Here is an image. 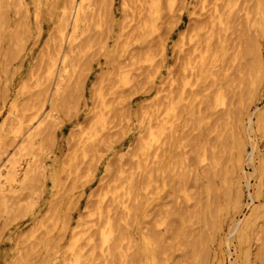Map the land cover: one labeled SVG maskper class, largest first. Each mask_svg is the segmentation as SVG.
Segmentation results:
<instances>
[{
	"label": "rangeland",
	"instance_id": "rangeland-1",
	"mask_svg": "<svg viewBox=\"0 0 264 264\" xmlns=\"http://www.w3.org/2000/svg\"><path fill=\"white\" fill-rule=\"evenodd\" d=\"M5 1L7 2L8 5H6ZM35 1L23 0L25 4L23 9L17 7L16 0L15 1L12 0V2L11 0H2L3 4L0 1L3 6L0 7V9L2 8V11L0 10V14L2 12V15L0 16V68H2V70L0 69L1 72L0 102L5 99L3 104L0 103L1 105L0 106V122H1L0 139L2 138L0 140V145L1 142L2 143L8 142L7 140H9V138L10 139H12V137L13 139L15 138L14 142L12 141L13 143H11V145L7 146L3 144L5 147L7 146L6 148L3 145L0 146L2 147L3 151H7L5 152L6 154L0 151L2 153V156L0 157V164H3L6 161L5 159L8 158L9 154H11L13 150H16L14 148V146L18 144L16 141L19 140L21 134L25 132V130L29 126L31 127V124L33 122H31L30 119L32 117L31 115H33L34 112L32 106L37 104L36 100L41 101V98L44 97V94L45 97H47V95L54 86L53 83L55 79L54 77H51L50 81L47 80L48 83L46 80L44 81L46 75L45 63H46L47 48L48 46L49 47L51 46V42L48 37L49 35H52V33H54L53 25L56 22L55 18L57 19V16L61 10L60 7L65 2V0H55V1L53 0L54 5L52 1L49 2L50 0H38L37 1L39 4V5L37 4L38 6L37 5L35 6L34 4ZM90 1L92 6L89 4ZM92 1L93 0H86L85 12L87 13V15L86 13H84L82 17V21L79 24L80 29L78 28L77 34L82 31L81 27L84 28V26L86 27L85 29H83L85 32L82 31L83 34L80 35L81 38L79 34L76 35L77 40L72 41V44L69 49L66 47V44L64 45V49L67 48V51L68 50L70 51V52L68 51L69 55L67 56L68 58L67 64L70 67H67V71L63 74L64 79L62 81L63 84L61 88L63 91H61V96L59 95L58 96L59 98L57 97L60 105H57L58 101L55 102V107H56L55 110L57 111L54 110V116L56 119L53 117V120L51 118L50 120L45 121L39 127V129L37 127L36 128L33 127L36 125L34 123V125L31 127L30 130L32 131L36 130L34 132V135L35 134L36 135L33 136V139L36 142V145L37 144L39 145L38 147L32 145L33 149L31 148L32 146L28 148L30 149V151L33 150L32 152H27L28 150L27 149L24 152H22L19 157L18 161L21 167L23 166L22 170L25 168L24 165L26 166V168L27 166L28 168L32 167L30 168L31 169L30 172L29 170L27 172L29 176L27 177L26 175V177H24L23 175H20V173H22L23 171L19 172V175L17 176L18 177L17 180H19L20 182L17 180L11 181L8 184V186L9 185L11 186L8 187L6 185L5 186L6 189L4 187V191L6 192L3 191L4 192V194H2L3 197H1L0 195V200L2 202V203L0 202V264H63L66 262H67L66 264H69V258L67 256L69 254L67 250L68 240H66L67 237L69 238V232H65V233L62 232L60 225L62 224V221H65V219H67L65 217L69 216L68 218L69 220L67 219L68 223L70 224V226H73L75 224L74 222L76 218L78 217V214L83 213L84 206L87 203V199H89L88 198L89 192L91 191V189H95L99 185L98 178L99 177L101 178V176L104 174L105 163H107V161L109 160L116 163L117 161L115 160L116 159L115 156H118V154L121 155L124 154L120 163L122 162L123 167L127 165L126 167L128 169L125 167L126 171H130V169L132 170V168L136 166V161L139 159L143 164L144 169L149 171L147 172L146 175L148 176V174H152L151 173L152 171H150L151 169L148 168V166L147 167L145 166L150 164L149 167H151L152 165L151 156H152L154 143H152L153 141L149 140V136H147L148 134L147 127L149 123L150 124L153 123V115H152L153 109L151 108L154 105L155 102L154 99L156 100L157 96H161L165 94V91L168 86V82L170 81L169 80L170 76L175 77L181 70L180 58L182 56V53L179 52V46H178L180 45L179 36L184 32V30L188 26H190L193 23L194 18L199 17L200 13H202L200 17L201 18L204 17L205 13L208 12L206 10L208 8H211L214 3L217 4L216 8L217 11L221 13V20H222V23L217 22L215 24L216 26H214L215 28L214 39L215 41L222 42V45L224 46L223 47L224 56L222 59V65L220 63L221 60H217L218 62L216 61L211 66H209L210 64L208 65L209 69L211 70V72L209 71L210 74L205 78H203L198 83V85L194 87L193 93L192 91L191 92L189 91L190 93L188 94V90H186L185 92L186 94L184 93L186 99L191 100L192 105L190 108L191 112L189 114V117L187 116L188 117L187 121L183 122V124L186 123V127H184L183 125L181 127L182 129H180L181 134L179 133L180 134L179 143L177 144L178 146L176 148L177 152L179 151L181 158L185 159L182 160V163L177 166L178 168L176 167L177 170L180 171V173H182L183 175L179 174L178 171H177L178 173L175 170L171 171L173 182L171 179L166 191L164 192L162 191L158 195L156 190L153 189L154 192H152L151 190H150L151 192L149 191L150 195L148 193L147 197L144 196L143 198L141 197V202H145L146 199L149 200V203L145 206V210H146L145 216L141 214V210H140L141 206L138 205L137 203L138 202L137 199L139 198V196L135 194L134 198L136 197L135 200H137V202H134L135 205L133 206L139 207L136 210L137 213L136 214L134 213L133 215L131 214L132 216L130 215L129 218H131L132 220L130 219L129 220L132 222L128 221L127 217H126L127 219H125V215L123 217L126 221L131 223L129 230L131 231L130 236L131 238H133L132 240L134 241V243L140 244L141 243L140 233L143 230L144 231L147 230L145 233L149 234L148 229H150V234L154 233L155 231L157 232L158 229H159L158 233L159 232L161 233L160 234L161 236H159L155 232V234L159 236L158 237L159 239L156 238V242L155 241L152 242L153 246L155 247L159 246L158 244L164 240L166 243L168 241L169 243H172L169 244L170 246L168 245V243L164 244L165 242L160 243L162 247L165 245L162 248V249L165 248L164 249L165 251L164 254L162 253V255H160L162 257V259L160 258L161 261L158 262L156 261L158 264H173V263L174 264H196V263L197 264H238V263L264 264V259L262 256H259L261 253H259L257 249L259 244L262 242V240H258L257 237L264 239L262 238L264 237L263 236L264 217L261 216L255 221L251 229H249L248 231L249 239L247 238V240L245 241L239 242L237 238L229 234V230L231 228L230 226H232L233 220L235 219L238 220L248 215L250 208H248L246 205H248L249 207H253L260 203L264 204V200L262 197H258L259 199L258 198L255 199L254 203H250V199L247 196V192L249 191L251 193H255L257 189L258 179L260 177V174L258 172H255V174H253L254 173L253 164L258 165L259 161L264 159V119L260 120L261 123H259V121L256 120V116L252 115L251 126L249 127V129L247 128V130L245 128L248 126V114L253 112L256 106L264 105V85H263L264 84V31L260 30L261 28L259 27L257 22L259 20L258 16H260V10L264 5V0H260V2L259 0H207L205 2L206 7L204 9L199 8L198 0L197 1L196 0H159L157 5L155 3H150V1L143 4L142 0L140 1L123 0L125 4L123 3L122 0H109V1L103 0L104 2L107 1L105 3H103L102 0H101L102 2H100L99 0H95L96 2L95 1L92 2ZM257 1L258 3H256ZM102 3L104 9L102 8L101 5ZM12 5L13 7H17L19 10H17L16 8L13 9ZM150 5L152 6V8H154L153 10H156V15H155L156 21L152 20L153 18H151L153 14H150L149 11H144L145 9L148 10ZM52 6L54 9L50 8ZM134 6L136 7L134 8ZM32 7L39 10L36 18H35V11ZM46 7L48 9L50 8L52 11L51 10L49 11ZM91 7H93V9ZM25 8H27V10ZM57 8L59 10H57ZM192 8L195 9V11ZM191 9L193 10V12ZM245 9L249 11L248 12L249 14H247L248 16H245L246 15ZM25 11H27V13ZM50 12H52L51 16H50ZM100 13L102 14L100 15ZM109 13L111 14L109 15ZM123 13L125 15H123ZM88 14H90V16ZM142 14H144L145 16ZM26 15L27 17H25ZM85 16L86 19H84ZM88 16L90 18H88ZM133 16H135L134 19ZM87 18L89 19V22L85 23V20L88 21ZM138 19H140V21ZM152 22L155 23V26L157 28V29L155 28L153 32H151L152 30L149 28ZM121 23H122V27L120 28ZM158 39H161L165 46V55L163 61H161L162 57L159 54L155 55V52L151 51L152 48L153 50L154 48H156V46L154 45L157 44L155 42H157ZM16 40L17 42L19 41L18 42L19 45L18 43L16 44ZM21 40L23 42L22 49L20 45L22 44L20 43ZM78 42H80L81 44H79ZM83 43L85 45H83ZM76 45H78V47ZM79 45H81L82 47L83 46L86 47L83 48L84 49L83 50ZM17 46L19 47V49L16 50L18 54L15 58H13L12 56L14 55H11L12 53L11 50L12 47L13 49L18 48ZM73 46L74 48L75 47L77 48L74 49ZM148 46H150V50L148 49L149 48ZM5 48L7 50H5ZM79 48L82 50H80ZM49 49L50 48H48V50ZM16 52L14 51V54H16ZM73 52L75 54H73ZM6 55L8 59H5ZM72 58H73V63L75 61L76 65L71 62ZM107 61L109 62V64L106 66V63H108ZM116 62L120 63V65ZM6 63L7 65H5ZM122 63L124 65L126 63H129V65L127 64L128 66L126 65L124 67H121L123 65ZM159 63L161 64L159 68V73H157L155 78H153L152 80L153 75L150 72L152 71L151 68L156 64L160 65ZM209 63L211 62L209 61ZM260 63H262V66H260ZM111 65L113 66L112 68ZM117 66L119 69L117 68ZM223 66L225 69H227L226 67H228V69L225 70ZM12 67H14L13 70ZM16 67L17 69H15ZM110 69H112L111 72ZM3 71H5L6 73ZM12 71L13 74L11 75L12 77H10ZM258 71L259 72L261 71L260 72L261 80L259 85L255 86L251 82L252 81L251 79H253L255 72ZM4 73L5 75H3ZM168 73L170 76H168ZM122 74H125V78L123 79H121ZM148 74L151 75L152 77L149 76ZM4 77H6L7 80ZM42 77L44 79L41 80ZM1 78H4L6 81ZM162 79H164L166 83L162 82L163 83L162 84L161 83V81H163ZM27 81L28 84H26ZM40 82H42V84ZM3 83L5 84V86H3L4 85ZM22 84L25 85V87L24 89L22 88V90H20V88L23 87L20 86ZM69 84L71 86H69ZM67 85L70 87V88L68 87L69 89L65 88L67 87ZM39 87L42 90L45 89L43 93L46 90L47 93L46 92L44 94L42 93V96L40 95V93L38 94L37 92L40 89ZM161 87L164 88V90L159 93V89ZM4 88L5 91H3ZM17 89H19L20 91H18ZM14 90L17 93H15ZM32 91L34 92V94L37 93L39 95V98L38 96L33 97V95H31L29 99L33 101L31 100L29 101L28 97L30 94L33 93ZM99 91L100 93H104L102 94V98L104 102L102 105H100V99H98L99 94L97 92ZM3 92L4 93L7 92L5 93V96ZM63 92L64 94H62ZM14 94L17 95H15L13 99H11L12 95ZM205 95L207 97H205ZM14 99L15 101H13ZM29 104L31 105L29 106ZM92 104L93 106L96 104H98L99 106L95 109L94 108L95 106L92 107ZM57 106H59V108ZM13 107L15 108V110L13 109ZM43 107H45V110H48L49 109L48 102H45ZM99 108L104 113V117H106L105 119L107 120L106 121L107 123L106 122L104 123L105 127L103 128L100 126V124H96V125L92 124L95 121L94 118L95 116H93V112L95 110H100ZM16 109L19 111L17 114L20 115V117L18 118H16L17 114H15L17 112ZM13 114H15V116ZM148 114L149 115L151 114L152 117L149 116ZM108 115L110 116V118ZM26 117L30 119L28 120ZM145 117L149 120V122ZM9 119L12 120L10 121ZM26 119L27 121L30 122H26L25 121ZM49 123L50 125H48ZM46 124L48 125V127ZM24 125L26 128L24 127ZM21 126L22 128L24 127L25 129L20 128ZM44 127L46 129H44ZM49 128L51 129L49 130ZM16 129H18V132L22 130L20 131L21 132L19 134L20 136L16 135V133L18 132H14L16 131ZM12 132H14L13 135ZM38 132H42V133L38 134ZM2 133L4 134V136L1 135ZM70 133L71 135L69 136ZM73 133L75 135H73ZM89 133L93 135L94 142L98 140V142L96 141L97 143H95V146L97 144L98 147L96 146V148L97 149L99 148V150L90 151L89 149H87L89 150V152L85 151V153H83L84 149L82 147H85L86 145L85 139L90 135ZM16 136L18 137L16 138ZM141 136L143 138L146 136L147 139L145 138L144 140L143 138H141ZM102 139L105 141H99ZM146 140H148V142ZM139 141L140 144H142L143 142L146 143V145L148 144L146 147V154L141 155L140 151L138 153L139 150L138 147L140 146ZM150 144L153 146H151ZM201 145L206 146L207 153H210L212 149H215L217 151L216 155L220 157L219 161L220 159L223 160L221 165L219 164L218 166L217 165L215 166V170H214L215 175L212 173L211 170L210 175H208V177H205L206 176L205 169L207 167L206 166L207 164L206 165L204 164L206 162L209 163L207 161L209 160V155L207 160L204 161L200 160L199 157L201 154V150H200ZM251 145H253L254 147L253 163L249 164L247 162H244L242 164L241 171L233 167V162H231V160L229 159L231 158L230 156L233 155L237 150L234 148L240 147L243 148L244 151L249 152L251 151ZM115 151L117 153H115ZM33 152L36 153L37 157ZM91 153L93 155L98 154L101 156V158L95 160L92 158L93 156L91 155ZM31 154H33L32 157ZM28 159L30 160V163ZM33 159L34 161L36 160L39 161V163L35 162V165H33L32 164L34 162ZM25 160L28 163L27 165L25 163ZM147 160H148V164H146ZM225 160L227 162H225ZM92 161H95L93 165H91ZM126 162L128 164L130 162L131 165L126 164ZM230 164L231 166H228ZM36 165L39 168L37 171L36 169H34V166L36 168ZM39 165L41 166L39 167ZM1 166L2 165H0V167ZM179 166L181 167L179 168ZM114 168H115L114 165L110 168V171L112 170L111 172L113 174L115 171ZM216 168H219V170L218 169L216 170ZM220 168H224V169L221 171ZM133 170L136 172V175H138L139 169L135 167ZM230 170L232 171L231 172L232 174L230 173ZM219 172L221 173L222 177L221 175L220 176L218 175L220 174ZM37 173L38 175L40 174L39 177ZM242 173L248 175L253 174L248 178L250 187L248 188L245 187L244 179L240 178L239 181H241L242 194H243L241 198L242 199L241 207H240L241 209H234L232 207L230 208L228 207V205L223 203V199L221 196L222 189L225 187L227 183L237 180ZM178 174L181 175L182 177V179L179 181L181 182L182 190L175 191V193L178 192L179 194L176 193V195H174L173 191L175 189L173 188H175V186L177 188ZM235 174L237 175L235 176ZM262 175L264 177V170ZM203 176L205 178H203ZM111 177L112 175H110V177L109 176L106 177L105 179L108 180V178ZM136 177L138 178V176ZM234 177L235 178L237 177V179H234ZM21 178H23V180L26 178V181H23ZM211 178L213 180H211ZM205 179L208 180L207 181L209 182L208 184L205 182L206 181ZM182 182L184 183L182 184ZM60 183L63 184L61 185ZM172 183H174L175 185ZM205 183L207 185L210 184L213 187V189H214V185L215 188H217V194L220 196V199L218 200L219 202L217 201L218 203H215V205L214 204L211 205L210 203L211 198L210 200L208 199L210 196L212 197L213 194L208 195L206 193ZM70 184L73 185L71 186V188H70ZM10 187L11 188L13 187L12 190ZM199 187L203 188L202 194L200 192L201 189ZM9 188L11 192L9 191L10 193L9 192L7 193ZM62 190H64L65 193H63L64 191ZM169 192L170 194L168 195ZM198 193L199 195L201 194L200 195L201 197L198 195ZM171 194L176 197L174 199L175 203H177L178 200L177 204H174L172 201H170V199L173 200L172 197H174ZM162 195L163 196L168 195V198L167 197L164 198L162 197ZM52 196L54 200L56 197H58V199H56L55 201V204L53 202L54 200L52 199ZM4 198L6 199V202ZM93 198L94 197H91V199ZM155 199H156V203L159 204V206L156 207L153 206V205H157L155 202H153V200ZM74 200H76L77 202H75ZM159 201H161L160 202L161 204L158 203ZM49 202L50 203L52 202L54 207L51 208L52 204H49ZM73 202L76 203L74 204V207L73 205L70 206V204L71 203L73 204ZM163 203L164 205H162ZM222 204L224 206L226 205L227 208L226 206L225 208L222 207L223 206ZM181 205L182 207L185 208L182 209ZM149 207H154V209L152 208L149 209ZM159 207L163 208L164 210L163 209L161 210ZM48 208L49 209L51 208V210L49 211ZM155 208L156 209L159 208V212L158 210L155 211ZM233 209L237 211H234ZM160 210L163 212H161ZM224 210H226L227 212L225 211L224 213ZM151 211L153 212L155 211L156 213L154 212L153 214V212L151 213ZM232 211H234L233 212L234 214H231ZM157 213L158 214L160 213L159 216H161V214L163 215V213L164 215L161 218L157 215ZM167 213L168 215L169 214H173V215L168 216ZM178 213H179L178 215L179 217L177 216ZM66 214H68V216ZM155 214L158 217H156ZM140 216L141 217L143 216V218H141ZM168 217H170V219H168ZM171 217H173V222H176L175 226L173 222H172L173 225L168 223L169 221L171 223V219H172ZM175 218L176 220H174ZM183 218H185L186 220L184 219L185 220L184 221ZM138 219L139 220L143 219V223L141 221L143 225L147 224V222L150 220L149 223L152 224L150 227L155 229H153L152 231V229L149 228V224H148V229H147V225H144V227H142L141 223H140L141 228L139 229L140 225L138 224L140 221ZM157 219H158L157 221L158 223L156 222ZM51 220L53 221L52 222L53 224L50 223ZM151 221H153L155 224L152 223ZM213 221H215V225ZM122 222L123 221H121V223ZM165 223L168 224L166 225ZM161 225L163 226L164 229L168 228L169 230L165 229L166 230L165 231ZM185 225L186 227L184 228L183 226ZM259 225H261L263 228H260L261 226ZM167 226H169L170 228ZM181 227H183V229H185L186 231L188 230L189 232L186 231L182 232L181 230L183 229H181ZM172 228H174L173 231L176 230V232L174 233L177 236L173 234ZM258 228L261 229L260 231L262 232H259ZM169 231L171 235L166 234V236L168 237L163 238V236H165L163 233H169ZM200 231H202V233L206 235H201L202 233ZM180 232L182 233L180 234ZM252 232L253 233L257 232L256 234L257 237L255 236V234L253 235ZM61 233H63V235ZM199 233L201 235L200 240H199V236H200ZM194 237H196V239L198 240V241L195 240L196 243L198 244V245L196 244V246H193V244L195 243ZM52 238L54 243H56V241L59 239V241H57L58 243L54 245L53 241H51ZM54 238L57 240H54ZM96 240L98 241L97 237H95V242L98 243ZM124 240L121 241V245L123 244L125 248L122 249L124 246H120L122 250L120 248L119 250L121 251L116 250L113 259H111L109 256H106L105 255L106 253L100 254L98 248H96L95 251L93 252L95 258L93 257V254L87 255L88 253L86 252L89 250H87L85 246L83 252L85 250L84 253L86 256L90 257L89 258L90 260L88 259V257L86 258L85 256H83L80 259L81 260L80 262H83V260L84 262L81 264H93V263L106 264L105 262H107V264L108 263L137 264L136 262L138 261H139L138 264H145L144 260L135 258L132 255V250H133L132 247L129 250L126 248L128 245L130 244L132 245L133 243H129L128 241L127 243L126 242L127 239ZM188 240L193 242L192 243L189 242L190 243L189 244ZM202 240H204L205 242ZM81 242L83 243L84 241ZM42 243H44V245ZM247 244H249L248 247ZM54 246H56V248H54ZM192 246L196 247V249H194ZM199 246L203 247L201 250L203 251V254L200 251H198L200 250ZM64 247L66 248V250ZM87 247H89V245H87ZM64 250L65 253H62V251L64 252ZM189 252L192 254H189ZM198 252H200L201 254ZM123 253H125L126 255ZM254 253L257 254L256 255L257 257L254 256L255 255ZM62 254L66 255V256L64 255L65 258H61L64 257ZM262 254H264V252H262ZM186 255L190 257L188 258L186 257ZM244 255L247 256V258ZM92 258L95 260L92 261ZM102 258H104V260ZM107 258L108 260L109 258L111 260L107 261L106 260ZM259 258L260 259L262 258L261 259L262 261L258 260ZM167 259L170 260L168 261ZM177 261L178 263H175ZM157 263H153V264H157Z\"/></svg>",
	"mask_w": 264,
	"mask_h": 264
},
{
	"label": "bare ground",
	"instance_id": "bare-ground-1",
	"mask_svg": "<svg viewBox=\"0 0 264 264\" xmlns=\"http://www.w3.org/2000/svg\"><path fill=\"white\" fill-rule=\"evenodd\" d=\"M1 2H2V0H0ZM13 1H15V0H13ZM35 1V0H34ZM38 1V0H37ZM37 1H35L34 2V4H35V6L38 4V2ZM53 2V5H54V1L53 0H50L49 2ZM93 1H95V0H93ZM92 1V2H93ZM100 2H102L101 0H99ZM109 1V0H108ZM123 1V0H122ZM138 1H140V0H138ZM148 1H150V3H155L156 5H157V3L159 2V0H142V3L144 4V3H147ZM197 1V0H196ZM207 0H198V4H199V8L200 9H204L205 7H206V4H205V2H206ZM1 2H0V4H1ZM6 2V1H5ZM4 2V3H5ZM10 2V1H9ZM11 2H12V0H11ZM48 2V1H47ZM63 2V1H62ZM61 2V3H62ZM96 2V1H95ZM105 2H107V1H105ZM104 1H103V3H105ZM259 2H260V0H259ZM60 3V4H61ZM103 3L101 4L102 5V8L104 9V6H103ZM109 3V2H108ZM122 3V2H121ZM123 3L125 4V2L123 1ZM122 3V4H123ZM197 3V2H196ZM256 3H258V1L256 2ZM2 4H3V2H2ZM2 4H1V6L0 7H3L2 6ZM12 4V3H11ZM16 4H17V7L18 8H24V2H23V0H16ZM31 4H32V2H31ZM33 4V5H34ZM42 4H43V1H42ZM48 4V3H47ZM89 4L91 5V1L89 2ZM195 4V3H194ZM220 4H222V3H220ZM6 5H8L7 4V2H6ZM9 5H10V3H9ZM13 5H14V3H13ZM13 5H12V7H13ZM39 5V4H38ZM37 5V6H38ZM45 5V4H44ZM49 5H50V3H49ZM85 5H86V0H65V2L61 5V10H60V12H59V14H58V16H57V19L55 18V20H56V22H55V24L53 25L54 26V33H52V35H49V40H50V42H51V46L49 47L48 46V48H50L49 50H48V48H47V54H46V63H45V67H46V75H45V79L42 77L41 78V80L42 79H44V81L46 80H48V81H50L51 79V77H54L55 79H54V86H53V88H52V90L49 92V94L47 95V97H45V92L47 91H45L44 93H43V91L45 90H42L40 87V89L38 90V94L40 93V95L42 96V93L44 94V97H42L41 98V101L39 100V101H37L36 100V103L37 104H33L34 106H32V108H33V115H31L32 117H31V122H33L32 124H31V127L34 125V123L36 124L35 126H33L34 128H38L39 129V127L45 122V121H47V120H50L51 118H52V120H53V117L55 118V116H54V110H55V102L56 101H58V99H57V97L60 95L61 96V91H63L61 88H62V81H63V74L67 71V67H70L67 63V56L69 55L68 54V51H67V48L69 49L70 48V46H71V44H72V41L73 40H77L76 38V35H78L79 34V36L80 35H82L83 33H82V31L83 32H85L83 29H85L86 27L84 26V28H82L81 27V29H82V31L81 32H79L78 34H77V32H78V28L80 27L79 26V24H80V22L82 21V17H83V15H84V13H86L85 12ZM149 5V4H148ZM192 5V4H191ZM196 5V4H195ZM216 5L217 4H213V6L211 7V8H208L206 11H208L207 13H205V15H204V17H200L201 15H202V13H200L199 14V17H197V18H194L193 19V23L190 25V26H188L185 30H184V32L179 36V41H180V45H178L179 46V52L180 53H182V56H181V58H180V65H181V70H180V72L175 76V77H173V76H170L169 75V73H168V76H170V78H169V82H168V86H167V89H166V91H165V94L164 95H161V96H157L156 97V100L154 99V105H153V107L151 108V109H153V113H152V115H153V123L152 124H150L149 123V125H148V127H147V129H148V134H147V136H149V140H152L153 142L152 143H154V146L153 145H151V146H153V150H152V160H151V167H149V165H146L145 167H147L148 166V168H150L151 170L150 171H152L151 173L152 174H148V176L146 175L147 174V172H149V171H147L146 169H144V167H143V164L141 163V161L138 159L137 161H136V166H134V168L136 167L137 169H139V173H138V175H136V172L133 170L134 168H132V170L130 169V171H126V169H125V167L127 166H125V167H123V164H122V162L120 163V161H121V159L123 158V155H121V154H118V156H115L116 157V161L118 162H116V163H114V162H112L111 160H109V161H107V163H105V168H104V174L101 176V178L99 177L98 179H99V185L95 188V189H91V191L89 192V194H88V198L89 199H87V203H86V205L84 206V211H83V213H80V214H78V217L76 218V220H75V224L73 225V226H70V224L68 223V218H69V216H68V214H66L68 217H65V218H67V219H65V221H62V224L60 225L61 226V229H62V232H69V238L67 237V239L66 240H68V243H67V250H68V252H69V254H68V252H67V256H68V258H69V264H81V263H83L84 262V260H83V262H80L81 260V258L83 257V256H85L86 258L88 257V259L90 258L89 256H86L85 255V250H84V252H83V249H84V247L86 246V248H87V250H89V251H87L86 253H88L87 255H90V254H93V252L95 251V249L96 248H98L99 249V251H100V254H103V253H106L105 255L106 256H109L111 259H113L114 258V255H115V253H116V250H119V248H120V246H124L123 244L121 245V241L122 240H124V239H127L126 240V242L128 241L129 243H133L132 245L130 244V245H128L126 248L129 250V249H131V247H132V255L135 257V258H138V259H142V260H144L145 261V264H153V263H157L158 261H161V259H162V257L160 256V255H162V253L164 254V249H162L163 247H162V245L160 244V243H164L165 242V240L164 241H162V242H160L158 245L159 246H153L152 245V242H156V238L157 239H159L158 237L159 236H161L160 234V232L158 233V231H159V229L157 230V235H159V236H157L156 234H155V232L154 233H152V234H150V229H148V224H149V228H151L152 229V231H153V229H155V228H152V227H150L152 224L151 223H149V221L147 222V224H144V225H147V229L149 230V234L148 233H145L146 231H142L141 233H140V238H141V243L140 244H137V243H134V241L132 240L133 238H131V236H130V234H131V231L129 230V227H130V225H131V223H129L128 221H130V220H132L131 218H129L130 217V215L132 214H136L137 213V209L139 208V207H137V206H133V205H135V203L134 202H137V200H138V205H140L141 206V208H140V210H141V214L143 215V216H145L146 215V210H145V206L149 203V200L148 199H146L145 200V202H141V197L143 198V196L144 197H147V194L149 193V191L151 190L152 192H154V190H156V192H157V194L159 195V193L160 192H164V191H166V189L168 188V185H169V182L171 181V179H172V176H171V171H173V170H175L176 172L178 171L177 170V166L178 165H180L181 163H182V160H185V159H182L181 158V156H180V153H179V151L177 152V150H176V148H177V144L179 143V135L181 134L180 133V129H182L181 127L184 125V127H186V123L185 124H183V122L184 121H187V118L189 117V114H190V108H191V105H192V103H191V100H189V99H186V97L184 96V93L186 92V90H188V94L192 91V93H193V89H194V87L196 86V85H198V83L203 79V78H205L206 76H208L210 73H209V71L211 72V70L209 69V67H208V65L209 66H211L213 63H215L217 60H221V65H222V59H223V56H224V49H223V45H222V42H220V41H215V39H214V36H215V33H214V26H216L215 24L217 23V22H221L222 23V20H221V13L220 12H218L217 11V8H216ZM32 6V5H31ZM59 6V5H58ZM92 6V5H91ZM94 6V5H93ZM257 6H258V4H257ZM7 7H9V6H7ZM11 7V8H12ZM17 7H13V9L14 8H16L17 10H19ZM43 7V6H42ZM47 7H49V6H47ZM46 7V8H47ZM88 7V6H87ZM109 7V6H108ZM136 6H134V8H135ZM160 7V6H159ZM223 7V6H222ZM33 8V7H32ZM44 8V7H43ZM51 9H54L53 8V6L52 7H50ZM48 9L49 11L51 10V9ZM59 8V7H58ZM57 8V10H59ZM92 9H93V7H91ZM100 8H101V6H100ZM142 8V7H141ZM144 8H146V7H144ZM193 8H195V7H193ZM192 8V9H193ZM245 8H247V7H245ZM261 8V7H260ZM10 9V8H9ZM26 10H27V8H25ZM34 9V11H35V18L37 17V15H38V11L39 10H37V9H35V8H33ZM103 9H101V10H103ZM133 9V8H132ZM154 8H152V6L150 5V7H149V9L148 10H144V11H149V13L150 14H153L152 16H151V18H153L152 20H155L156 19V10H153ZM191 9V10H192ZM254 9H256V8H254ZM1 11H2V8L0 9ZM91 10V9H90ZM98 10V9H97ZM110 10V9H109ZM108 10V11H109ZM140 10V9H139ZM194 11H195V9H193ZM193 10H192V12H193ZM259 10V9H258ZM13 11H16V10H13ZM30 11V10H29ZM44 11V10H43ZM46 11V10H45ZM52 11V10H51ZM56 11V10H55ZM54 11V12H55ZM11 12H12V9H11ZM26 13H27V11H25ZM89 12V11H88ZM91 12H93V11H91ZM101 12V11H100ZM103 12V11H102ZM191 12V11H190ZM249 11H247L246 9H245V16H248L247 14H249L248 13ZM18 13V12H17ZM98 13V12H97ZM145 13V12H144ZM259 13V12H258ZM20 14V13H19ZM51 14H52V12H50V16H51ZM55 14V13H54ZM91 14V13H90ZM90 14H88L89 16H90ZM102 13H100V15H101ZM111 13H109V15H110ZM195 14V13H194ZM2 15V12H1V14H0V16ZM43 15V14H42ZM86 15H87V13H86ZM92 15V14H91ZM123 15H125L124 13H123ZM139 15V14H138ZM142 15H144V14H142ZM88 16V18H90ZM145 16V15H144ZM148 16V15H147ZM25 17H27V15L25 16ZM105 17V16H104ZM134 17L135 16H133V19H134ZM259 17V20L257 21L258 22V25H259V27L261 28L260 30H263L264 31V5L262 6V9L260 10V16H258ZM34 18V19H35ZM87 18V20L88 21H86L85 20V23L86 22H89V19ZM93 18V17H92ZM149 18V17H148ZM84 19H86V16L84 17ZM112 19V18H111ZM120 19V18H119ZM25 20V19H24ZM139 21H140V19H138ZM53 21H54V19H53ZM156 21V20H155ZM24 22V21H23ZM22 22V23H23ZM104 22V21H103ZM122 22V21H121ZM154 22V21H153ZM151 23L150 24V29L152 30L151 32H153L154 30H155V28H156V26H155V23ZM40 23V22H39ZM40 25V24H39ZM82 25H83V23H82ZM87 25H88V23H87ZM91 25V24H90ZM121 26H120V28L122 27V23L120 24ZM18 26V25H17ZM36 26H37V24H36ZM100 26H101V24H100ZM131 27H133V26H131ZM258 27V28H259ZM35 28V27H34ZM80 29V28H79ZM103 29V28H102ZM157 29V28H156ZM80 31V30H79ZM121 32V31H120ZM18 33V32H17ZM35 33V32H34ZM81 33V34H80ZM106 33V32H105ZM15 34V33H14ZM20 34V33H19ZM96 34V33H95ZM110 34V33H109ZM122 34H125V33H122ZM37 35H38V32H37ZM91 35V34H90ZM102 35V34H101ZM121 35V34H120ZM219 35V34H218ZM19 36V35H18ZM119 36V35H118ZM123 36H125V35H123ZM162 36V35H161ZM14 37V36H13ZM27 37V36H26ZM117 37V36H116ZM80 38H81V36H80ZM97 38V37H96ZM119 38V37H118ZM17 39V38H16ZM120 39V38H119ZM87 40V39H86ZM95 40V39H94ZM154 40V39H153ZM88 41V40H87ZM96 41V40H95ZM116 41H117V38H116ZM19 42V41H18ZM17 42V40H16V44L18 43ZM155 42V41H154ZM14 43H15V41H14ZM20 43H22V44H20L21 45V49H22V46H23V42H22V40H21V42ZM47 43V42H46ZM76 43V42H75ZM79 44H81L80 42H78ZM84 43H85V41H84ZM83 43V45H85ZM155 43H157L156 45H154V46H156V48H154V50H153V48H152V46H151V48H152V50L151 51H153V52H155V55H157V54H159L161 57H162V59H161V61H163V59H164V55H165V46H164V43L162 42V40L161 39H158L157 40V42H155ZM66 44V49H64V45ZM77 44V43H76ZM100 44V43H99ZM179 44V43H178ZM18 45H19V43H18ZM115 45V44H114ZM16 46V45H15ZM14 46V47H15ZM46 46V45H45ZM77 47H78V45H76ZM79 46H81V45H79ZM103 46V45H102ZM153 46V47H154ZM185 46V47H184ZM18 47V46H17ZM77 47H75V48H77ZM86 47V46H85ZM84 46L82 47L81 46V48L83 49V48H85ZM149 48V50H150V46H148ZM73 48H74V46H73ZM74 48V49H75ZM88 48V47H87ZM105 48V47H104ZM103 48V49H104ZM19 49V47L18 48H16V49H13V47H12V50H11V55H14V56H12L13 58H15L16 56H17V54H18V52H16V50H18ZM43 49V48H42ZM80 49V48H79ZM78 49V50H79ZM82 49H80V50H82ZM103 49H102V51H103ZM5 50H7L6 48H5ZM9 50V49H8ZM16 52V54H14V51ZM84 50V49H83ZM95 50H97V49H95ZM94 50V51H95ZM21 51V50H20ZM77 51V50H76ZM101 51V52H102ZM114 51V50H113ZM147 51V50H146ZM70 52V51H69ZM79 52V51H78ZM42 53V52H41ZM43 53H44V51H43ZM87 53V52H86ZM5 54V53H4ZM73 54H75L74 52H73ZM100 54V53H99ZM102 54V53H101ZM152 54V53H151ZM150 54V55H151ZM110 55V54H109ZM75 56V55H74ZM132 56V55H131ZM159 56V57H160ZM11 57V56H10ZM88 57V56H87ZM91 57V56H90ZM5 59H8L7 58V55H6V57H5ZM71 59V58H70ZM85 59H87V58H85ZM74 60H75V58H74ZM124 60V59H123ZM155 61V60H154ZM159 61V60H158ZM209 61L211 62V63H209ZM5 62V61H4ZM36 62V61H35ZM71 62L73 63V58H72V60H71ZM108 62V61H107ZM122 62V61H121ZM218 62V61H217ZM111 63V62H110ZM116 63H118V62H116ZM73 64H75L76 65V63H75V61H74V63ZM109 64V62L108 63H106V66ZM119 65H120V63H118ZM123 64V63H122ZM129 65V63H126L125 65L123 64L121 67H124V66H126V65ZM160 64V63H159ZM5 65H7V63L5 64ZM41 65V64H40ZM68 65V66H67ZM75 65H72V66H75ZM118 65V66H119ZM127 65V66H128ZM18 66V65H17ZM118 66H117V68H118ZM152 66V65H151ZM160 66H161V64L160 65H154L151 69H152V71H150L151 72V74L153 75V77L151 76V75H149V76H151L152 77V80H153V78H155V76H156V74L157 73H159V68H160ZM260 66H262V63H260ZM113 66L111 65V68H112ZM13 68L14 67H12V70H13ZM77 68V67H76ZM127 68V67H126ZM222 68V67H221ZM223 68H224V66H223ZM222 68V69H223ZM227 69H228V67H226ZM260 68V67H259ZM1 70H2V68H0ZM15 69H17V67L15 68ZM19 69V68H18ZM87 69V68H86ZM115 69V68H114ZM119 69V68H118ZM121 69V68H120ZM150 69V70H151ZM225 69V68H224ZM227 69H225V70H227ZM4 70V69H3ZM69 70V69H68ZM82 70V69H81ZM257 70V69H256ZM85 71V70H84ZM83 71V72H84ZM88 71V70H87ZM106 71V70H105ZM105 71H104V73H105ZM112 71V69H110V72ZM220 71V70H219ZM3 72H5V71H3ZM2 72V73H3ZM17 72V71H16ZM29 72V71H28ZM77 72V71H76ZM75 72V73H76ZM101 72V71H100ZM107 72V71H106ZM120 72V71H119ZM129 72V71H128ZM261 72V71H260ZM259 71L258 72H255V74L254 73H252V74H254V76H253V79H251L250 81L255 85V86H257V85H259V83H260V80H261V73H260ZM1 73V72H0ZM6 73V72H5ZM5 73L3 74V75H5ZM35 73V72H34ZM113 73V72H112ZM13 74V71L11 72V74H10V77H12L11 75ZM27 74V73H26ZM224 74V73H223ZM227 74V73H226ZM225 74V75H226ZM7 75H9V74H7ZM73 75V74H72ZM222 75V74H221ZM245 75V74H244ZM262 75H263V73H262ZM1 76V75H0ZM66 76V75H65ZM79 76H80V74H79ZM79 76H78V78H79ZM119 76V75H118ZM7 77V76H6ZM6 77H4V78H6ZM27 77V76H26ZM223 77H224V75H223ZM4 78H1V79H4ZM39 78V77H38ZM47 78H49V79H47ZM77 78V77H76ZM123 78H125V74H122L121 75V79H123ZM250 78H252V77H250ZM249 78V79H250ZM25 79V78H24ZM28 79V78H27ZM102 79V78H101ZM110 79V78H109ZM128 79V78H127ZM5 80V79H4ZM3 80V81H4ZM6 80H7V78H6ZM5 80V81H6ZM10 80V79H9ZM117 80V79H116ZM163 81H161V83L163 82H165L164 81V79H162ZM4 81V82H5ZM26 81V80H25ZM25 81H23V82H25ZM39 81V80H38ZM48 81H47V83H48ZM122 82V81H121ZM263 82V81H262ZM2 83V82H1ZM6 83V82H5ZM41 84H42V82H40ZM160 83V84H161ZM162 83V84H163ZM166 83V82H165ZM4 84V83H3ZM12 84V83H11ZM25 84V83H24ZM26 84H28V81H27V83ZM71 84V83H70ZM69 84V86H71ZM159 84V85H160ZM263 84V83H262ZM30 85V84H29ZM33 85V84H32ZM45 85V84H44ZM53 85V84H52ZM166 85V84H165ZM264 85V84H263ZM263 85H262V87H263ZM3 86H5V84L3 85ZM2 86V87H3ZM13 86V85H12ZM20 86H23V87H17V88H20V90H22V88L24 89V87H25V85H20ZM38 86V85H37ZM68 85H67V87H65V88H67V89H69L70 87H69ZM255 86H253V87H255ZM1 87V88H2ZM10 87V86H9ZM69 87V88H68ZM48 88V87H47ZM79 88V87H78ZM158 88V87H157ZM164 88H165V86H164ZM164 88H160L159 89V93L161 92V91H163L164 90ZM208 88V87H207ZM251 88V87H250ZM257 88V87H256ZM260 88H261V86H260ZM8 89V88H7ZM11 89V88H10ZM66 89V90H67ZM77 89V88H76ZM18 91H20L19 89H17ZM37 90V89H36ZM42 90V91H41ZM65 90V91H66ZM100 90H102V89H100ZM202 90V89H201ZM3 91H5V88L3 89ZM11 91V90H10ZM9 91V92H10ZM40 91V92H39ZM64 91V92H65ZM77 91V90H76ZM96 91V90H95ZM190 91V92H189ZM14 92L15 93H17L15 90H14ZM33 92V91H32ZM36 92V91H35ZM64 92L62 93V94H64ZM79 92V91H78ZM102 92V91H101ZM203 92V91H202ZM5 93H7V92H5ZM5 93L3 92V94H4V96H5ZM11 93V92H10ZM37 93H35L34 94V92L32 93V94H30L29 95V97H28V99L30 98V96L31 95H33V97H35V96H38V98H39V95L37 94ZM47 93V92H46ZM77 93V92H76ZM80 93V92H79ZM78 93V94H79ZM93 93H95V92H93ZM98 94H99V98L98 99H100V105H102L104 102H103V98H102V94H104V93H100V91L99 92H97ZM157 93H158V90H157ZM197 93H198V91H197ZM1 94V93H0ZM81 94V93H80ZM186 94V93H185ZM15 95H17V94H14V95H12V98L11 99H13V97L15 96ZM206 95H208V94H206ZM205 95V97H207ZM3 96V95H2ZM20 97V96H19ZM26 97V96H25ZM63 97H64V95H63ZM4 98V97H3ZM2 98V99H3ZM59 98V97H58ZM119 98V97H118ZM154 98H155V96H154ZM201 98H203V97H201ZM10 99V100H11ZM17 99V98H16ZM27 99V100H28ZM209 99V98H208ZM9 100V99H8ZM31 99H29V101H30ZM95 100V99H94ZM5 101V99L3 100V101H1L0 103H2L3 104V102ZM12 101V100H11ZM10 101V102H11ZM13 101H15V99L13 100ZM31 101H33V100H31ZM62 101V100H61ZM65 101V100H64ZM118 101V100H117ZM184 101V102H183ZM208 101V100H207ZM9 102V103H10ZM45 102H48V105H49V109L48 110H45V107H43L44 106V103ZM98 102H99V100H98ZM120 102V101H119ZM15 103H17V102H15ZM24 103V102H23ZM26 103V102H25ZM29 103V102H28ZM93 103V102H92ZM64 104V103H63ZM99 104V103H98ZM98 104H96V105H94L93 106V104H92V107H94L95 109L99 106ZM205 104V103H204ZM6 105V104H5ZM15 105H17V104H15ZM31 104H29V106H30ZM57 105H60L59 104V101H58V104ZM105 105V104H104ZM1 106V105H0ZM13 106H14V104H13ZM26 106V105H25ZM209 106V105H208ZM207 106V107H208ZM4 107V106H3ZM58 108H59V106H57ZM73 107V106H72ZM187 107V108H186ZM100 108H102V107H100ZM99 108V109H100ZM13 109L15 110V108L13 107ZM27 109V108H26ZM199 109V108H198ZM17 110V109H16ZM29 110V109H28ZM55 111H57V110H55ZM200 111V110H199ZM198 111V112H199ZM19 111L17 110V112L15 113V111H14V113L15 114H17ZM197 112V113H198ZM6 113V112H5ZM196 113V114H197ZM15 114H13L14 116H15ZM147 114V113H146ZM9 115V114H8ZM149 115V114H148ZM252 115H255L256 116V120L257 121H259V123H261V121L260 120H262V119H264V105H262V106H256L255 107V109H254V111L253 112H251V113H249L248 114V126L247 127H245L246 128V130H247V128L249 129V127L251 126V116ZM17 117L16 118H18V117H20V115H16ZM43 116V117H42ZM93 116H95L94 118H95V121L92 123L93 125H96V124H100V126L103 128V127H105L104 126V123L107 121L105 118L106 117H104V113L101 111V109L100 110H95L94 112H93ZM109 116V115H108ZM149 116H151V114L149 115ZM188 116V117H187ZM42 117V118H41ZM114 117V116H113ZM152 117V116H151ZM150 117V118H151ZM193 117V116H192ZM196 117V116H195ZM198 117H199V115H198ZM27 118V117H26ZM109 118H110V116H109ZM118 118V117H117ZM146 118V117H145ZM194 118V117H193ZM197 118V117H196ZM14 119V118H13ZM20 119V118H19ZM28 119V118H27ZM27 119L25 120L26 122H30V121H27ZM28 119V120H29ZM56 119V118H55ZM147 119V118H146ZM182 119H183V121H182ZM192 119V118H191ZM10 120V119H9ZM12 120V119H11ZM10 120V121H11ZM51 120V121H52ZM148 120V119H147ZM194 120V119H193ZM196 120V119H195ZM8 121V120H7ZM19 121V120H18ZM143 122V121H142ZM148 122H149V120H148ZM190 122H191V120H190ZM199 122V121H198ZM1 123V122H0ZM18 123V122H17ZM53 123V122H52ZM107 123V122H106ZM108 123H109V121H108ZM196 123V122H195ZM256 123H258V122H256ZM27 124V123H26ZM25 124V125H26ZM82 124V123H81ZM144 124V123H143ZM147 124V123H146ZM13 125V124H12ZM25 125H24V127H25ZM47 125V124H46ZM48 125H50V123L48 124ZM48 125H47V127H48ZM54 125V124H53ZM10 126H11V124H10ZM76 126V125H75ZM147 126V125H146ZM243 126V125H242ZM4 127V126H3ZM14 127V126H13ZM12 127V128H13ZM22 128V126L20 127V128H22V129H25V128ZM31 127L29 126L26 130H25V132H23L22 134H21V136L19 135L21 132L20 131H22V130H20L19 132H18V129H16V131H14V132H18V133H16V135H19L20 136V138H19V140L18 141H16L18 144L16 145V146H14V148L16 149V150H13V152L11 153V154H9V156H8V158L7 159H5L6 161L3 163V164H0V165H2L1 167H0V195H1V197H3L2 196V194H4V192H6V191H4V187L7 185L8 186V184L11 182V181H14V180H17L18 179V175H19V172H22V173H20V175H23L24 177H26V175H27V177L29 176V174L27 173L28 172V170H29V172H30V168H32V167H29L28 168V166H27V168H26V166L24 165V169L22 170V167H21V165L19 164V157H20V155H21V153L22 152H24L25 150H27L28 148H30L32 145H35V146H37L38 147V145L39 144H37L36 145V142L34 141V139H33V136H35L34 135V132L36 131H32V130H30L31 129ZM50 127V126H49ZM54 127V126H53ZM114 127V126H113ZM183 127V128H184ZM51 128H52V126H51ZM51 128H49V130L51 129ZM143 128V127H142ZM145 128V127H144ZM33 129V128H32ZM37 129V130H38ZM44 129H46L45 127H44ZM48 129V128H47ZM96 129V128H95ZM1 130V129H0ZM108 130V129H107ZM6 131V130H5ZM11 131H12V129H11ZM24 131V130H23ZM39 131V130H38ZM47 131V130H46ZM45 131V132H46ZM74 131V130H73ZM79 131V130H78ZM145 131V130H144ZM14 132H12V135H13V133ZM49 132V131H48ZM102 132V131H101ZM108 132V131H107ZM117 132V131H116ZM139 132V131H138ZM182 132V131H181ZM1 133V132H0ZM40 133H42V132H38V134H40ZM72 133V132H71ZM71 133L69 134V136L71 135ZM103 133V132H102ZM180 133V134H179ZM90 134V133H89ZM1 135H3L4 136V134L2 133ZM73 135H75L74 133H73ZM113 135V134H112ZM2 136V137H3ZM11 137V136H10ZM18 136H16V138H17ZM76 137V136H75ZM81 137V136H80ZM104 137V136H103ZM102 137V138H103ZM5 138V137H4ZM45 138V137H44ZM141 138H143L142 136H141ZM140 138V139H141ZM145 138L147 139V137L145 136L143 139L145 140ZM2 139V138H1ZM0 139V140H1ZM15 139V138H14ZM14 139H13V137H12V139H10L9 138V140H7L8 142H6V143H2L1 142V145L0 146H2L3 144L4 145H11V143H13L14 142ZM74 139V138H73ZM77 139V138H76ZM250 139V138H249ZM11 140V141H10ZM39 140H41V139H39ZM79 140V139H78ZM82 140H83V138H82ZM10 141V142H9ZM13 141V142H12ZM43 141V140H42ZM97 142H98V140H96ZM94 142V140H93V135L92 134H90L88 137H86V139H85V142H86V145H85V147H82L83 149H84V151H83V153H85V151H87V152H89V150L90 151H98L99 150V148L97 149L96 148V146H97V144H96V146H95V143H97V142ZM99 141H105V140H99ZM141 141V140H140ZM140 141H139V144H140ZM147 142H148V140H146ZM145 141V142H146ZM4 142V141H3ZM15 142V143H16ZM35 142V143H34ZM38 142H40V141H38ZM181 142V141H180ZM103 143H105V142H103ZM249 143H250V141H249ZM252 143V142H251ZM99 144V143H98ZM144 144V145H143ZM202 144V143H201ZM221 144V143H220ZM3 145V146H4ZM43 145V144H42ZM81 145V144H80ZM105 145V144H104ZM148 145V144H147ZM147 145H146V143H142V144H140V146L138 147V153H139V151H140V153H141V155L142 154H146V147H147ZM6 146V147H7ZM87 146V147H86ZM150 146V147H151ZM5 147V146H4ZM5 147V148H6ZM13 147V146H12ZM98 147V146H97ZM244 147V146H243ZM5 148H4V150H5ZM13 148V149H14ZM32 149H33V146L31 147ZM81 148V149H82ZM97 150H96V149ZM87 149H89V150H87ZM234 149H237L236 150V152L233 154V155H231L230 157V159L229 160H231V162H233V167H235L236 169H238V170H242V164L244 163V162H247V163H253V149H254V147H253V145H251V151H249V152H246V151H244V149L243 148H240V147H238V148H234ZM7 150V149H6ZM29 150V151H28ZM27 150V152H32L33 150H31L30 151V149H28ZM200 150H201V154H200V160L201 161H204V160H207L208 159V155H209V160H207L209 163H205L204 165H206L205 167H206V169H205V177H208V175H210V173H211V170H212V173L215 175V166L217 165H221L222 164V161L223 160H221L220 159V161H219V156H217L216 154H217V151L215 150V149H212L211 150V152L210 153H207V151H206V146L204 145H201V148H200ZM0 151H2V153L4 152H7V151H3V149H2V147H0ZM150 151V150H149ZM26 152V153H27ZM40 152H41V150H40ZM1 153V152H0ZM2 153L0 154V157L2 156ZM34 153V152H33ZM115 153H117L116 151H115ZM138 153H137V155H138ZM149 153V152H148ZM184 153H186V152H184ZM6 154V153H5ZM35 154V156L37 157V155H36V153H34ZM95 154V153H94ZM29 155V154H28ZM32 155L33 154H31V157H32ZM69 155V154H68ZM67 155V156H68ZM87 155V154H86ZM91 155L93 156H91L93 159H95V160H97V159H100L101 158V156L100 155H98V154H96V155H93L92 153H91ZM140 155V156H141ZM41 156V155H40ZM80 156V155H79ZM113 156V155H112ZM144 156V155H143ZM27 157V156H26ZM30 157V156H29ZM70 157V156H69ZM95 157H97V158H95ZM35 158V157H34ZM143 158V157H142ZM36 159V158H35ZM38 159V158H37ZM78 160V159H77ZM28 161H29V163H30V160L28 159ZM33 161H34V159H33ZM32 161V162H33ZM80 161V160H79ZM142 161H143V159H142ZM22 162V161H21ZM35 162H37V163H39V161H34L32 164L33 165H35ZM95 161H92V163H91V165H93V163H94ZM128 162V161H127ZM126 162V164H128ZM225 162H227L226 160H225ZM25 163H26V165L28 164L27 163V161L25 160ZM24 163V164H25ZM124 163V162H123ZM31 164V165H32ZM77 164V163H76ZM84 164H85V162H84ZM129 164H130V162H129ZM128 164V165H129ZM146 164H148V160H147V163ZM90 165V166H91ZM114 165V169H115V171H114V174L110 171V168L112 167ZM131 165V164H130ZM41 165H39V167H40ZM43 166V165H42ZM78 166V165H77ZM228 166H231V164L230 165H228ZM45 167V166H44ZM129 167V166H128ZM177 167V168H176ZM181 166H179V168H180ZM219 167H221V166H219ZM223 167V166H222ZM93 168V167H92ZM95 168V167H94ZM127 168V167H126ZM147 168V169H148ZM176 168V169H175ZM225 168V167H224ZM224 168H220V170L222 171ZM34 169H36V171L39 169L38 168V166L36 165V168H35V166H34ZM44 169V168H43ZM128 169V168H127ZM219 170V168H216V170ZM229 169H230V167H229ZM238 170H236V171H238ZM263 170H264V159H262L261 161H259V164L258 165H254L253 164V174H255V172H258L259 174H260V177H259V179H258V184H257V189H256V191H255V193H251L250 191L249 192H247V196H248V198L250 199V203H254L255 202V199H257L258 197H262L263 198V200H264V177H263V175H262V173H263ZM35 171V172H36ZM32 172V171H31ZM41 172H42V170H41ZM41 172H40V174H41ZM92 172V171H91ZM110 172H111V174H110ZM179 172V174H181V175H183L182 173H180V171H178ZM177 172V173H178ZM227 172H228V170H227ZM232 171L230 170V173H231ZM243 172V171H242ZM27 173V174H26ZM69 173V172H68ZM203 173V172H202ZM220 173V172H219ZM39 174V175H40ZM178 174V184H177V188H176V186H175V188H173V189H175L174 191H173V189H172V191L174 192V195H176V193H178V192H176L175 193V191H181L182 190V185H181V182H179L181 179H182V177H181V175H179ZM232 174V173H231ZM253 174H245V173H242L240 176H239V178L237 179V177L235 178L234 177V179H237V180H235V181H232V182H229V183H227L226 185H225V187L222 189V199H223V203H225L226 205H228V207H232V208H234V209H241L240 207H241V198H242V186H241V181H239L240 180V178H243L244 179V186L245 187H250V183H249V177L250 176H252ZM31 175V174H30ZM37 175H38V173H37ZM39 175H38V177H39ZM110 175H112V177L111 178H108V180L107 179H105L106 177H110ZM138 176V178L136 177V176ZM219 176L221 175V173L220 174H218ZM228 175V174H227ZM237 174H235V176H236ZM177 176V175H176ZM21 177V176H20ZM19 177V178H20ZM23 177V178H24ZM204 176H203V178H205ZM217 177V176H216ZM221 177H222V175H221ZM229 177V176H228ZM23 178H21L22 180H23ZM31 178V177H30ZM184 178V177H183ZM227 178V177H226ZM28 179V178H27ZM39 179V178H38ZM142 179H145V180H142ZM219 179H221V178H219ZM233 179V178H232ZM72 180V179H71ZM88 180H90V179H88ZM87 180V181H88ZM184 180V179H183ZM206 180V179H205ZM210 180V179H209ZM211 180H213L212 178H211ZM217 180V179H216ZM17 181H19V180H17ZM23 181H26V178L23 180ZM22 181V182H23ZM61 181V180H60ZM185 181V180H184ZM208 180H206L205 182L208 184L209 182H207ZM20 182V181H19ZM89 182V181H88ZM172 182H173V179H172ZM6 183V184H5ZM17 183V182H16ZM85 183H86V181H85ZM177 183V182H176ZM184 182H182V184H183ZM205 183V185H206V193L209 195V194H213V196L211 197H209L208 199L210 200V198H211V201H210V203H211V205L212 204H214L215 205V203H218L219 201V199H220V196L217 194V188H215V185H214V189H213V187L209 184V185H207ZM213 183V182H212ZM220 183V182H219ZM18 184V183H17ZM61 185L63 184V183H60ZM71 184H73V183H71ZM70 184V188H71V186H73V185H71ZM172 184H174V183H172ZM171 184V185H172ZM21 185V184H20ZM175 185V184H174ZM9 186H11V185H9ZM8 186V187H9ZM17 186V185H16ZM173 186V185H172ZM218 186V185H217ZM220 186V185H219ZM18 187V186H17ZM66 187H67V185H66ZM11 188V187H10ZM10 188L8 189V191H7V193L10 191ZM13 188V187H12ZM12 188H11V190H12ZM60 188H61V186H60ZM60 188H59V190H60ZM69 188V187H68ZM69 188V189H70ZM200 189H201V194H202V189L203 188H201V187H199ZM219 188H221V187H219ZM5 189H6V187H5ZM16 189V188H15ZM154 189V190H153ZM65 190V189H64ZM64 190H62V191H64ZM66 190H67V188H66ZM4 191V192H3ZM150 191V192H151ZM11 192V191H10ZM9 192V193H10ZM56 192H58V191H56ZM173 192H172V194H173ZM199 192V193H200ZM63 193H65V191L63 192ZM199 193H198V195H199ZM58 194H60V193H58ZM58 194H57V196H58ZM137 195V196H139V198L137 199V200H135V198H134V195ZM170 194V192L168 193V195ZM171 194V195H172ZM179 194V193H178ZM200 194V195H201ZM133 195V196H132ZM142 195V196H141ZM149 195H150V193H149ZM168 195H162V197H167L168 198ZM174 195H172V196H174ZM199 195V196H200ZM79 196V195H78ZM6 197V196H5ZM56 197V196H55ZM61 197H62V195H61ZM69 197H70V195H69ZM91 197H94L93 199H91ZM201 197V196H200ZM160 198V197H159ZM173 198V200H171L170 199V201H172L174 204H177L178 203V200H177V203H175L174 202V199L176 198L175 196L174 197H172ZM2 199V198H1ZM5 199V198H4ZM52 199H53V196H52ZM56 199H58V197H56L55 198V200L53 201L54 202V204H55V201H56ZM259 199V198H258ZM67 200V199H66ZM77 200V199H76ZM76 200H74L75 202H77ZM159 200V199H158ZM164 200V199H163ZM161 201H162V199H161ZM161 201H159L158 203H160ZM198 201V200H197ZM218 201V202H217ZM0 202H1V200H0ZM5 202H6V199H5ZM59 202V201H58ZM67 202V201H66ZM75 202H73V204L71 203L70 204V206L71 205H73V207H74V204H76ZM153 202H155L156 203V199L155 200H153ZM165 202H167V201H165ZM199 202V201H198ZM197 202V203H198ZM2 203V202H1ZM57 203V202H56ZM207 203V202H206ZM209 203V202H208ZM49 204H52V202L50 203L49 202ZM157 204V203H156ZM161 204V203H160ZM199 204V203H198ZM162 205H164V203L162 204ZM162 205H161V207H162ZM172 205V204H171ZM170 205V206H171ZM223 205V204H222ZM225 205V206H226ZM242 205H244V204H242ZM256 205V204H255ZM50 206V205H49ZM65 206V205H64ZM70 206H67V207H70ZM154 207H156V206H159V204H157V205H153ZM167 206V205H166ZM206 206H207V204H206ZM209 206H210V204H209ZM225 206L223 205L222 207H224L225 208ZM248 208H250V211L248 212V215L247 216H245V217H243V218H241V219H238V220H233V224H232V226H230L231 228H230V230H229V234L231 235V236H233V237H235V238H237L238 239V241L240 242H242V241H245V240H247V238H248V236H249V233H248V231H249V229H251V227L253 226V224L255 223V221L259 218V217H264L263 215H264V204L263 203H260V204H258V205H256V206H253V207H249L248 205H246ZM52 207H54V205L52 204V206H51V208ZM72 207V208H73ZM154 207H149V209L150 208H152V209H154ZM178 207H180V206H178ZM18 208V207H17ZM51 208L49 209V211L51 210ZM148 208V207H147ZM146 208V209H147ZM160 208V207H159ZM159 208L158 209H156L155 208V211H157L158 210V212H159ZM181 208L183 209V208H185V207H182V205H181ZM180 208V209H181ZM216 208V207H215ZM226 208H227V206H226ZM229 208V209H230ZM151 209V210H152ZM161 210L163 209V208H160ZM188 209V208H187ZM223 209V208H222ZM233 209V210H234ZM68 210V209H67ZM66 210V211H67ZM160 210V211H161ZM164 210V209H163ZM167 210H169V209H167ZM154 211V212H155ZM175 211H177V210H175ZM184 211H185V209H184ZM225 211L226 210H224V213H225ZM234 211H237V210H234ZM234 211H232V213L231 214H234L233 212ZM64 212V211H63ZM150 212V211H149ZM153 211H151V213H152ZM154 212H153V214H154ZM161 212H163V211H161ZM168 212V211H167ZM179 212V211H178ZM182 212H183V210H182ZM227 212V211H226ZM62 213V212H61ZM150 213V214H151ZM156 213V212H155ZM223 213V214H224ZM229 213V212H228ZM236 213V212H235ZM63 214V213H62ZM140 214V215H141ZM160 214V213H159ZM159 214L157 213V215L159 216ZM166 214V213H165ZM125 215V219H127L128 218V221H126L125 219H124V216ZM131 215V216H132ZM152 215V214H151ZM163 215H164V213H163ZM162 214H161V216H159V217H161L162 218V216H163ZM167 215H168V213H167ZM170 216H172L173 214H169ZM168 215V216H169ZM179 215V213L177 214V216ZM227 215V214H226ZM143 216L141 217V218H143ZM155 216H156V214H155ZM158 216H156V217H158ZM127 217V218H126ZM152 217V216H151ZM165 217H166V215H165ZM176 217V216H175ZM179 217V216H178ZM51 218H52V216H51ZM160 218V219H161ZM172 219H171V223H170V221L168 222L169 224H171V225H173L174 224V226H175V223L176 222H173V217H171ZM130 219V220H129ZM140 219V218H139ZM138 219V220H139ZM148 219V218H147ZM167 219V218H166ZM168 219H170V217H168ZM167 219V220H168ZM185 218H183V220H184ZM233 219V218H232ZM261 219V218H260ZM38 220V219H37ZM53 220V219H52ZM50 221V223L51 224H53L52 222L54 221ZM64 220V219H63ZM145 220V219H144ZM174 220H176V218L174 219ZM180 220V219H179ZM186 220V219H185ZM184 220V221H185ZM208 220V219H207ZM121 221H123L122 223H121ZM140 222H139V224L138 225H140V223H141V221H142V223H143V219L142 220H139ZM146 221V220H145ZM155 221V220H154ZM158 221V219L156 220V222ZM165 221V220H164ZM203 221H204V219H203ZM232 221V220H231ZM130 222H132V221H130ZM152 223H154L153 221H151ZM166 222V221H165ZM172 222H173V224H172ZM178 222V221H177ZM183 222V221H182ZM214 222V225H215V221H213ZM57 223V222H56ZM56 223H54V224H56ZM141 223V225H142V227H144V225ZM146 223V222H145ZM158 223V222H157ZM168 223H165L166 225L168 224ZM205 223V222H204ZM43 224V223H42ZM155 224V223H154ZM181 224H184V223H181ZM262 224V223H261ZM141 225H140V227H139V229L141 228ZM160 225V224H159ZM165 225V226H166ZM205 225V224H204ZM213 225V226H214ZM56 226V225H55ZM154 226V225H153ZM162 226V225H161ZM170 226V225H169ZM169 226H167V227H169ZM179 226V225H178ZM181 226V225H180ZM206 226V225H205ZM259 226H261V225H259ZM160 227V226H159ZM171 227V226H170ZM169 227V228H170ZM184 228L186 227V225L185 226H183ZM183 227H181V229H183ZM212 227V226H211ZM162 228H163V226H162ZM176 228V227H175ZM179 228V227H178ZM260 228H263L262 226L260 227ZM157 229V228H156ZM164 229V228H163ZM166 230L168 229V228H165ZM164 229V230H165ZM173 229L174 228H172V231H173ZM259 229V228H258ZM264 229V228H263ZM262 229V230H263ZM165 230V231H166ZM169 230V229H168ZM171 230V229H170ZM261 229H259V232H262V231H260ZM182 232L184 231H186L185 229H183V230H181ZM210 231V230H209ZM253 231V230H252ZM61 232V231H60ZM164 232V231H163ZM162 232V233H163ZM168 232V231H167ZM174 232H176V230H174L173 231V234H175ZM182 232H180V234L182 233ZM186 232H189L188 230L186 231ZM201 233H202V231H200ZM203 232H205V231H203ZM46 233V232H45ZM59 233V232H58ZM172 233V232H171ZM196 233V232H195ZM253 233V232H252ZM62 235H63V233H61ZM165 236H163V238L164 237H168V236H166V234H168V235H171L170 234V231H169V233H163ZM184 234H186V233H184ZM184 234H182V235H184ZM255 234V236L257 237V232L256 233H253V235ZM260 234V233H259ZM31 235V234H30ZM44 235V234H43ZM61 235V236H62ZM154 235H156V236H154ZM176 235V234H175ZM175 235H173V236H175ZM199 235H200V233H199ZM201 235H206V234H204V233H202ZM201 235L199 236V240L201 239ZM33 236V235H32ZM58 236H59V234H58ZM155 237V238H152V237ZM177 236V235H176ZM197 236V235H196ZM264 236V235H263ZM95 237H97L98 238V243H96L95 242ZM179 237V236H178ZM230 237V236H229ZM254 237V236H253ZM260 237H262V236H260ZM42 238H43V236H42ZM56 238H58V237H56ZM63 238V237H62ZM162 238V239H163ZM174 238V237H173ZM195 239H194V241L195 240H197L196 239V237H194ZM203 238V237H202ZM262 238H264V237H262ZM51 239V238H50ZM153 239V240H152ZM168 239V238H167ZM171 239V238H170ZM169 239V240H170ZM204 239V238H203ZM249 239V238H248ZM256 239V238H255ZM257 239L258 240H262V242L259 244V246L257 247V249H258V251H259V253H261L259 256H262L263 257V259H264V254H262V252H264V239H261V238H258L257 237ZM43 240V239H42ZM54 240H57V239H55L54 238ZM61 240V239H60ZM172 240V239H171ZM174 240V239H173ZM193 240V239H192ZM257 240V241H258ZM50 241V240H49ZM51 241H53V238H52V240ZM57 241H59V239L57 240ZM56 241V243H54V241H53V244L55 245V244H57L58 242ZM81 241H84L83 243L81 242ZM125 241V240H124ZM158 241V240H157ZM168 241V240H167ZM198 241V240H197ZM202 241H204V240H202ZM41 242V241H40ZM127 242V243H128ZM170 242H173V241H170ZM189 242H191V241H189L188 240V243ZM193 242V241H192ZM191 242V243H192ZM205 242V241H204ZM203 242V243H204ZM249 242V241H248ZM247 242V243H248ZM52 243V242H51ZM66 243V242H65ZM168 243V245L169 244H172V243H169V241L167 242ZM166 242L164 243V244H167ZM198 243H200V242H198ZM202 243V242H201ZM253 243V242H252ZM43 245H44V243H42ZM190 244V243H189ZM196 241H195V243L193 244V246H196ZM238 244H240V243H238ZM87 245H89V247H87ZM127 245V244H126ZM192 245V244H191ZM198 245V244H197ZM248 245L249 244H247V247H248ZM49 246V245H48ZM65 246H66V244H65ZM170 246V245H169ZM175 246H177V245H175ZM189 246V245H188ZM192 246V247H193ZM202 246V245H201ZM201 246H199L200 247V250H198V251H200L202 254H203V251H201L202 250V248L203 247H201ZM240 246V245H239ZM166 247H167V245H166ZM174 247V246H173ZM242 247V246H241ZM244 247V246H243ZM251 247V246H250ZM54 248H56V246H54ZM65 248V247H64ZM85 248V249H86ZM125 248V246L122 248V249H124ZM194 249H196V247H193ZM192 248V249H193ZM198 248V247H197ZM239 248V247H238ZM245 248V247H244ZM121 249V248H120ZM121 249V250H122ZM193 249V250H194ZM240 249V248H239ZM243 249V248H242ZM65 250H66V248H65ZM65 250H64V252L62 251V253H65ZM121 250H119V251H121ZM167 250V249H166ZM245 250V249H244ZM247 250V249H246ZM191 251V250H190ZM242 251V250H241ZM262 251V252H261ZM128 252V251H127ZM200 252H198V253H200ZM251 252V251H250ZM96 253V252H95ZM98 253V252H97ZM170 253H171V251H170ZM169 253V254H170ZM187 253V252H186ZM194 253H195V251H194ZM200 253V254H201ZM258 253V254H259ZM123 254H125V253H123ZM169 254H167V255H169ZM189 254H192V253H190L189 252ZM188 254V255H189ZM244 254V253H243ZM243 254H240V255H243ZM246 254V253H245ZM255 255L254 256H256L257 254L256 253H254ZM63 255V254H62ZM65 255V254H64ZM63 255V256H64ZM97 255V254H96ZM126 255V254H125ZM188 255H186V257H188ZM238 255V254H237ZM248 255V254H247ZM252 255V254H251ZM66 256V255H65ZM65 256L64 257H61V258H65ZM99 256V255H98ZM97 256V257H98ZM245 256V255H244ZM93 257H94V254H93ZM105 257V256H104ZM119 257V256H118ZM126 257V256H125ZM171 257H172V255H171ZM171 257H170V259H171ZM190 257V256H189ZM188 257V258H189ZM238 257H240V256H238ZM237 257V258H238ZM246 258H247V256H245ZM244 257V258H245ZM250 257V256H249ZM257 257V256H256ZM255 257V258H256ZM95 258V257H94ZM101 258V257H100ZM109 258V260H111ZM161 258V259H160ZM166 258V257H165ZM243 258V257H242ZM242 258H241V260H242ZM87 259V260H88ZM96 259H98V258H96ZM103 260H104V258H102ZM128 259V258H127ZM159 259V260H158ZM169 259V260H170ZM239 259V258H238ZM250 259V258H249ZM262 259V258H261ZM260 258L258 259V260H261ZM90 260V259H89ZM95 259H93L92 258V261H94ZM102 260V261H103ZM107 261H109L108 260V258L106 259ZM105 260V261H106ZM114 260H116V259H114ZM168 260V259H167ZM166 260V261H167ZM168 260V261H169ZM172 260H173V258H172ZM205 260V259H204ZM240 260V259H239ZM86 261V260H85ZM121 261V260H120ZM128 261V260H127ZM134 261H135V259H134ZM157 261V262H156ZM166 261H165V263H166ZM176 261V260H175ZM183 261V260H182ZM244 261V260H243ZM245 261H246V259H245ZM262 261V260H261ZM88 262V261H87ZM97 262V261H96ZM100 262V261H99ZM113 262V261H112ZM118 262V261H117ZM133 262V261H132ZM139 262V261H138ZM138 262H136L137 264H138ZM171 262H173V261H171ZM180 262V261H179ZM219 262V261H218ZM240 262V261H239ZM260 262V261H259ZM67 263V262H66ZM66 263H63V264H66ZM89 263V262H88ZM102 263V262H101ZM106 264H107V262H105ZM119 263V262H118ZM169 263V262H168ZM175 263H178V261L177 262H175ZM237 263V262H236ZM262 263V262H261ZM94 264V263H93ZM96 264H98V263H96ZM100 264V263H99ZM108 264H110V263H108ZM133 264H135V263H133ZM158 264V263H157ZM174 264V263H173ZM197 264V263H196ZM239 264V263H238ZM243 264V263H242ZM246 264V263H245Z\"/></svg>",
	"mask_w": 264,
	"mask_h": 264
}]
</instances>
